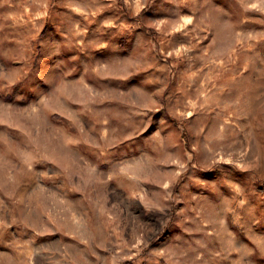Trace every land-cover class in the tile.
<instances>
[{"label":"rangeland","instance_id":"obj_1","mask_svg":"<svg viewBox=\"0 0 264 264\" xmlns=\"http://www.w3.org/2000/svg\"><path fill=\"white\" fill-rule=\"evenodd\" d=\"M0 264H264V0H0Z\"/></svg>","mask_w":264,"mask_h":264}]
</instances>
